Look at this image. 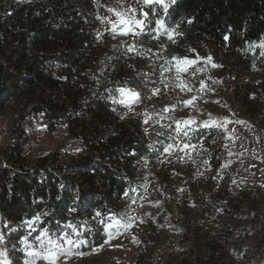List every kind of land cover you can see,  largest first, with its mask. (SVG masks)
<instances>
[{"label":"trees","instance_id":"trees-1","mask_svg":"<svg viewBox=\"0 0 264 264\" xmlns=\"http://www.w3.org/2000/svg\"><path fill=\"white\" fill-rule=\"evenodd\" d=\"M165 3L166 11L161 5L149 7L151 23L138 42L113 46L98 32L100 0H0V117L15 101L22 111L45 117L49 129L65 124L85 143L79 159L48 164L44 156L34 168L25 164L27 134L7 149V161L0 157V223L7 231L12 223L31 221L39 232L47 229L53 237L67 232L82 241L77 253H96L106 241L105 222L124 198L141 191L143 159L157 157L179 140L192 148L191 168L206 170L216 163L220 150L214 145L221 139L210 144L216 131L190 129L178 137L172 127L147 131L118 102L119 89L146 87L151 72L161 74L173 57L193 54V46L243 52L264 38V0ZM158 19L167 32L155 23ZM257 64L264 71V63ZM205 145L201 156L195 149ZM233 235V226L224 222L213 238H206L210 259ZM15 237L22 246L25 233L19 230ZM18 254L27 258L22 249ZM135 264L157 263L140 254Z\"/></svg>","mask_w":264,"mask_h":264},{"label":"rangeland","instance_id":"rangeland-1","mask_svg":"<svg viewBox=\"0 0 264 264\" xmlns=\"http://www.w3.org/2000/svg\"><path fill=\"white\" fill-rule=\"evenodd\" d=\"M129 7L136 9L137 19L143 18L141 9H149L142 0L139 4L137 0H100L98 32L102 40L107 39L113 46L140 40L145 29L137 35H122L109 23L118 19L109 8L126 12ZM262 40L232 54L208 44L193 46L190 50L194 55L188 53L172 60L159 75L151 72L146 87L124 88L125 102L147 131L161 132L162 128L172 127L178 137L176 122L185 120L192 123H181V132L216 131L210 144L221 139L214 145L220 150L218 160L210 169L191 168L192 148L179 140L166 146L157 157L143 159L145 175L140 179V193L124 198L119 211L112 215L119 218L126 213L125 219L133 218L132 227H121L119 234L115 228L106 230L105 225L112 222L110 217L104 232L106 241L109 231L113 239L105 241L99 252L74 255L66 262L61 257L58 264H135L140 254L157 264H200L201 257L206 264H264V71L257 64L264 63L260 55L264 49L250 47ZM185 59L197 63L185 65ZM154 89H158L156 94ZM129 91L138 93V98L133 99ZM192 97L196 99L191 104L184 103ZM21 107L14 101L0 117V156L15 142L21 143L23 134L28 135L24 158L30 168L44 156H57L62 162L82 156L84 141L72 136L65 124L49 129L45 117L29 114ZM185 144L189 147L185 148ZM207 148L205 145L195 150L202 156ZM224 222L233 226L234 235L221 242L210 259L208 242ZM11 225L13 229L7 231L0 223V252L6 253L0 255V264H26L33 259L28 255V246L39 247L36 237L42 231L29 223ZM19 230L25 233L27 245H19L15 237ZM19 249L27 253V258L18 257ZM36 264L48 262L37 259Z\"/></svg>","mask_w":264,"mask_h":264},{"label":"snow or ice","instance_id":"snow-or-ice-1","mask_svg":"<svg viewBox=\"0 0 264 264\" xmlns=\"http://www.w3.org/2000/svg\"><path fill=\"white\" fill-rule=\"evenodd\" d=\"M144 5H147L149 7H153L154 5H161L163 9L166 11L168 8V4L165 3V0H142ZM137 3H140V0H137ZM109 12H113L115 16L118 18L116 22H113L109 20V23L112 25V29L114 31H119L122 35H128L129 33L133 35L139 34V32H142L146 26L151 23V21L148 20L149 13L147 11H143L141 9L142 19H137L134 15L136 12L135 8H127L126 12L117 11L115 8H109ZM133 13V15L128 16L126 13ZM155 23L159 26L160 29H164L167 32V29L164 27V21L163 20H156ZM119 25H123V28L120 29ZM169 39H172V34L169 33ZM250 47L255 48L259 47L261 49H264V40H262L259 44H253L250 45ZM261 56H264V51L260 52ZM174 60H176V57H173ZM209 60H211V57H208ZM197 63L196 60H190L185 59L184 64L185 65H191ZM179 64V61H178ZM213 67H217V65L213 64ZM183 70L187 71V68L180 69L178 68V71ZM202 88H203V82H201ZM181 87H187L186 85H181ZM191 88H188V91H191ZM120 93L123 95L125 94L126 90L124 88L119 89ZM158 92V89H154L153 93L156 94ZM128 95H130L133 99L138 98L139 94L129 91ZM196 97H192L191 100L185 101V104H191L193 100H195ZM230 122V121H227ZM181 123L184 125H190L192 122L189 120H185L183 122L177 121L176 122V132L179 134L183 129L180 127ZM242 123V122H241ZM204 126H208V121L204 122ZM184 135H187V131H184ZM171 147V146H170ZM185 148H188L189 145L185 144ZM194 147V146H192ZM168 149H166L167 151ZM135 203V201H133ZM101 213L97 212L96 216H100ZM126 213H121L119 218H116L115 216L112 217V222L105 225L106 230H111L113 228L116 229L117 234H119V229L122 227L125 230L132 227L133 218L131 216H127L125 219ZM37 220H39V217H36ZM29 226H31V221L28 222ZM103 223V221H102ZM68 227L72 229V232L74 234L78 235V228L75 225H72L71 222L68 223ZM113 239L112 232L109 231L108 233V241ZM106 241V242H108ZM36 242L38 243L39 247H34L32 245L28 246V255L30 257H33V259L29 262L26 261V264H36L37 259H42L44 261H47L48 264H58V261L61 257L64 258V261L66 262L68 259H70L73 255L82 254L77 253L74 251V249L78 248L82 241H74L69 235V233L65 232L59 236L53 237L49 234L48 230L45 229L42 231L40 236L36 237ZM23 243L26 245L28 244L27 239L25 238ZM0 255H6V253L0 252Z\"/></svg>","mask_w":264,"mask_h":264},{"label":"built area","instance_id":"built-area-1","mask_svg":"<svg viewBox=\"0 0 264 264\" xmlns=\"http://www.w3.org/2000/svg\"><path fill=\"white\" fill-rule=\"evenodd\" d=\"M118 102L122 105H125L127 106V110H131V108L129 107V105L125 102L124 98H123V95H119L118 98H117ZM3 160L7 161V159L4 157V155L0 156ZM59 162V159L58 158H52L48 160V164H51V163H58ZM70 172H65V171H62L60 173V175H64V174H69ZM51 189V186L49 187ZM11 224V223H10ZM19 257V256H18ZM20 258V257H19Z\"/></svg>","mask_w":264,"mask_h":264}]
</instances>
